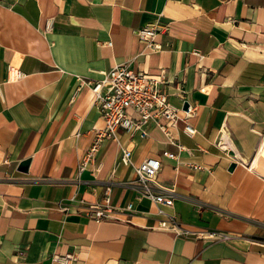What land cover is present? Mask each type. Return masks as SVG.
<instances>
[{
  "label": "crops",
  "instance_id": "crops-1",
  "mask_svg": "<svg viewBox=\"0 0 264 264\" xmlns=\"http://www.w3.org/2000/svg\"><path fill=\"white\" fill-rule=\"evenodd\" d=\"M154 21L158 51L135 35ZM121 64L162 74L167 101L196 108V135L179 121L178 150L152 122L146 138L118 129L78 173L102 121L89 88L74 92ZM263 147L264 0H0V264H264ZM146 158L171 208L139 196ZM109 181L116 219L96 223L78 205Z\"/></svg>",
  "mask_w": 264,
  "mask_h": 264
},
{
  "label": "built area",
  "instance_id": "built-area-1",
  "mask_svg": "<svg viewBox=\"0 0 264 264\" xmlns=\"http://www.w3.org/2000/svg\"><path fill=\"white\" fill-rule=\"evenodd\" d=\"M49 28V26H47ZM166 29V25L158 21L147 23L135 30V35L144 46L151 51H158L160 44L157 37ZM110 46L108 41L105 43ZM8 74L13 79H20L23 75L13 66H9ZM164 76H148L145 73L130 70L127 65L121 64L109 69L103 73V77L96 81L79 80L74 95L79 90L87 86L94 96V104L100 111L102 126L93 130L92 141L86 150L84 156L78 164V173L83 171L86 166L94 161L95 155L100 149L102 143L108 139L116 140V131L122 129L130 135L139 132L140 138H146L145 127L152 122L163 133L166 142L176 145L178 150L184 148L178 145L174 137L177 123H183L182 131L188 137L193 138L196 130L191 124V120L196 115V108L187 105L186 109L178 108L167 101V94L163 89ZM136 116V118L134 117ZM163 155L176 159L177 155L170 152H163ZM119 163L123 165L131 164V151L124 147L121 149ZM161 169V163L155 158H146L137 166H133L134 182L142 187L141 197L149 198L153 203L172 207L173 191L169 195H160L155 192L154 183L157 174ZM111 181L105 187L102 198L99 203L83 205L79 203L78 210L85 217L96 223L115 220V208L110 204ZM131 203H127L124 210H131ZM68 207L59 208L60 211H67ZM162 213L161 210H158ZM175 227L173 217L159 220L154 229L172 230ZM210 238H215V233H208ZM226 239L225 236L220 237ZM72 255L64 257L54 256L53 260L61 264H69Z\"/></svg>",
  "mask_w": 264,
  "mask_h": 264
},
{
  "label": "water",
  "instance_id": "water-1",
  "mask_svg": "<svg viewBox=\"0 0 264 264\" xmlns=\"http://www.w3.org/2000/svg\"><path fill=\"white\" fill-rule=\"evenodd\" d=\"M187 107V104H184L183 105V108L186 109ZM27 167H28V160H23L19 163L17 169L18 171H21V172H26L27 171Z\"/></svg>",
  "mask_w": 264,
  "mask_h": 264
},
{
  "label": "bare ground",
  "instance_id": "bare-ground-1",
  "mask_svg": "<svg viewBox=\"0 0 264 264\" xmlns=\"http://www.w3.org/2000/svg\"><path fill=\"white\" fill-rule=\"evenodd\" d=\"M264 148V147H263ZM262 156L264 157V150L262 149V152H261ZM257 158V157H256ZM256 163V162H255Z\"/></svg>",
  "mask_w": 264,
  "mask_h": 264
}]
</instances>
